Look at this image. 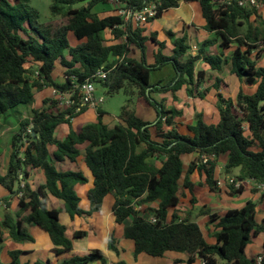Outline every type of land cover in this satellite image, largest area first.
Masks as SVG:
<instances>
[{
	"label": "trees",
	"instance_id": "16d2710c",
	"mask_svg": "<svg viewBox=\"0 0 264 264\" xmlns=\"http://www.w3.org/2000/svg\"><path fill=\"white\" fill-rule=\"evenodd\" d=\"M108 1L53 0L52 14L68 18L66 25L53 29L39 22L40 12L30 5V0H0V119L18 106L31 108L12 137L5 174L0 167V187L9 192L0 199L6 208L0 220V250L5 234L15 242H34L26 228L34 225L49 235L55 255L71 252L73 242L61 222V211L48 208V197L61 200L63 210L74 218L100 212L105 198L113 195L116 222L124 226L123 238L134 242L135 259L141 254L164 257L167 252H178L188 256V264L198 259L203 264H264V252L252 258L246 253L253 238L264 232V224L258 222V206L264 203V190L259 189L264 185V0H256L259 7L251 0H113L134 12L155 4L157 13L148 19L149 24L181 2L198 3L206 21L204 29L214 39L202 42L197 55H192L186 35L167 31L173 47L166 54L168 44L158 39V32L146 34V28L135 27L119 15L100 17L95 9ZM107 33L111 39H107ZM70 34L83 42L71 45ZM150 42L157 46L151 64L146 60ZM215 45L221 52L202 58L206 49ZM134 48L141 51L140 59L130 57ZM227 50L230 52L226 55ZM116 57L120 59L115 61ZM200 60L208 64L212 73L195 71ZM57 65L64 68V83L54 79ZM168 65L174 71L173 78L153 82V72ZM113 66L116 67L112 69ZM102 67L110 70L107 78L94 82H101L110 95L124 90L129 96L121 108L119 122L113 126L104 122L105 112L100 108L94 122L74 129L72 119L87 110L76 112V95L74 104L58 113L56 100L49 105L45 99L42 107L33 108L35 96L45 89L71 93ZM225 69L240 83L235 99L221 92L220 75ZM211 80V87L205 88L204 83ZM183 88L188 97L200 99L214 89L219 122L207 124L198 114L195 125L182 127L177 118L183 112L168 109L165 100H158L156 95L170 93L177 98L175 94ZM139 98L155 110L154 122L137 115L133 102ZM62 125L69 130L59 139L56 132ZM195 153L198 156L184 173L182 157ZM82 154L94 177V187L87 194L88 210L82 207L76 190L78 185H86L88 178L81 170L65 169L67 163L79 166ZM222 156H227L223 175L228 194H243L250 180L256 184L253 192L260 193V197L223 215L202 207L198 215L208 216V225L214 227L211 236L215 243H209L193 219L197 197L191 175L198 172L205 177L199 186L219 192L216 170ZM236 169L239 175L233 178ZM31 170L42 171L46 177L37 190L29 183L21 186ZM230 178L235 179L234 183L228 181ZM236 181L241 182L239 187ZM185 190L191 196L187 205L182 201ZM12 197L18 198L16 213L10 210ZM151 216L157 221L151 222ZM84 236L82 231L74 234V238ZM109 249L119 254L114 234L109 237ZM22 254L11 251V261L0 264H30L21 263ZM96 260L108 264L99 249L60 264H90Z\"/></svg>",
	"mask_w": 264,
	"mask_h": 264
},
{
	"label": "crops",
	"instance_id": "0c3cea01",
	"mask_svg": "<svg viewBox=\"0 0 264 264\" xmlns=\"http://www.w3.org/2000/svg\"><path fill=\"white\" fill-rule=\"evenodd\" d=\"M262 13L264 14V8L262 9ZM111 15H115V13ZM205 24H206V21L202 16L201 7L198 3L181 2L179 7L170 9L169 11L163 14L162 18L154 21L153 23L148 24L149 26L146 29L147 31L145 33L148 34L150 33L149 31H157L159 34L158 39L160 41H166L168 44V49L166 50V54H170V49L173 47L172 41L167 36V31H172L177 36L186 35L188 37L187 43L191 47L192 55H197L199 53V45L206 40L214 38V35L212 33H209L204 29ZM69 41L71 45L76 46V44L74 45L71 43L72 40H71L70 35H69ZM78 42L82 43L83 41H78ZM156 51H157V46L151 42L148 43L146 60L149 64L154 63V53ZM220 52H221V48L218 45H216L213 48H207L205 53L202 54V58L205 55H209L212 53H220ZM229 52L230 51L227 50L225 51V54L227 55ZM132 54H130V57L137 58V59H140L142 55L140 50H137L133 56ZM195 71L196 72L204 71L208 75L212 73L208 64H206L202 60H200L197 63ZM157 74H158L157 75L158 77L153 82H157L161 80L164 82H167L171 78H173L174 71L172 69V66L168 65L165 68H163L161 71H157ZM220 78L223 79L221 92H223L226 96L234 98L230 94V91H233L234 90L233 88H239L240 83L238 79L235 76L230 75L228 69H225L222 72V74L220 75ZM213 82L214 81L212 80L210 82L209 81L205 82L204 87L205 88L211 87ZM175 96L177 98H174L172 94L168 93V94L156 95V98L158 100L164 99L167 104L168 109L176 108L183 112V115L177 118V121L180 124H182V127H185L187 125H195L197 123L198 114H201L203 116V119L207 124H217L219 122V114L215 107L217 99H216V91L214 89H211V91L207 94V96L204 99L188 97L185 88L178 91L175 94ZM66 97L67 96H62L61 99H65ZM65 102L67 104V99ZM136 112H137V115L145 121L154 122L157 119L156 112L151 109V106L146 101L140 98L137 99ZM96 113L97 112L92 109H87L85 112H83L76 118H73L72 124H73L74 129H79L82 126H84L86 122H84L83 120H85L86 118H89V122H94L97 116ZM104 122L110 125V123L116 124L117 122H119V120L117 119L114 122L113 121L107 122L104 120ZM59 129H61L60 134L58 133ZM68 130L69 128L67 125H62L57 129L56 135L58 136L59 139H63L68 133ZM197 156L198 154L195 153V154L184 155L182 157L184 161V173H186L189 164ZM83 158H84V154H82L79 158V163H78L79 166L72 164V163H67L65 165V169L74 170V171L81 170L83 171L85 176L88 178V183L86 185H78L76 187L77 193L82 199V202H81L82 207L85 210H88L90 209V203L88 201L87 194H88V191L94 187V177L91 171L87 168L86 164L84 163ZM185 158L189 160L188 161L189 163L186 169H185ZM226 159H227V156H222L220 158V162L216 170L217 181H222L223 183L226 182V178L223 175V168L225 166ZM221 164H223L222 167L220 166ZM7 167H8V162L6 164V169ZM6 169L4 172L2 171L1 172L5 174ZM221 174L224 176L223 179L221 178ZM235 174L239 175L238 169L232 172L233 178H235L234 176ZM191 180L195 184L194 193L197 197V203L194 208L195 216L193 217V219L198 224L199 222L197 221V218H200V217L206 218V224H208V216L198 215L199 210L205 206L211 210L212 208L211 206L217 204L215 200L212 201V198L209 202V205H206L207 203L200 202V198H201L200 192L202 188H204V190H207V192L211 194L213 197L217 196L218 198H220L223 195L224 196L227 195L230 198H234L235 199L234 201H237V203L235 204H239L238 206L234 208H238V209L242 208L248 200L258 201L260 197V193L253 192V189H252L253 187L250 186V183L253 181H250V180L246 181V184L248 187L247 190L243 194L239 196H235V197H232L228 194L229 191L226 187L227 184H224L221 187H219V192L217 193L211 192L208 186H205V185L199 186L198 183L204 182L205 177L200 176L198 172H194L191 175ZM45 182H46V177L44 173L39 170H35V171L31 170L28 180L22 181V183L24 184L29 183L30 187L33 190H37L38 187L44 184ZM218 193H221V194H218ZM185 194L186 195L183 197L182 201L185 205H187L189 204V199L191 196H190L189 191L187 190H185ZM8 195H9V192L5 190L4 188L0 187V199H3L7 197ZM107 200L111 201V203L108 206L105 205ZM114 202H115V199L113 195H108L104 200L103 207L100 212L94 213L90 216L83 215V216H75L74 218H72L69 214H67L63 210V202L61 200L54 198L52 196H49L48 199L46 200L47 206L49 209H59L61 211V214H60L61 222L67 228V236L70 239H72L73 250L71 252H68V253H65L59 256L55 255L52 252L54 245L49 235L43 230H41L40 228H38L37 226L26 225L28 232L34 237L35 241L19 243V242L13 241L9 237L8 234H5L4 242L2 243L1 250H0V261L3 263L10 262L11 261L10 252L19 250L23 252V254L20 257L21 263L34 264L35 262H42L45 264H60L63 260L71 258L75 255H86L92 250L99 249L104 253V256L106 257L108 264H114L119 261H125L127 264H163V263L165 264H188L187 263L188 256L186 254L178 253V252H167L164 257H154V258L148 257L149 255L147 254H141L139 255L137 259H135L134 258V250H135L134 242L123 238L124 226L116 222L115 215L113 212ZM2 203L4 202L0 201V206L2 205ZM10 203H11L10 210L13 213H16L19 209L18 198L12 197V199L10 200ZM152 206L156 207V204H153ZM260 208L261 209L264 208V203L258 206V212ZM229 209H232V208H229ZM229 209L224 210L222 212H218L214 209L211 211L213 213H218L220 215H223ZM4 212L0 211V220L3 219ZM172 212L173 210H171L170 214ZM259 218H261L262 220L264 218V215L258 213V222L260 223ZM169 219H170V216H169ZM208 226L210 228L209 234L210 233L213 234L214 227L212 225H208ZM79 231L85 232L86 236H84L83 238H74L75 232H79ZM111 234H114L117 239V248L119 250V254L109 249V237ZM263 236H264V232L261 233L257 238H255L254 239L255 241L252 242L248 246L246 250L248 257L250 258L256 257L257 255L264 252V249H263L264 237ZM208 242L215 243V240L213 242H210V241ZM90 264H102V262L99 260H96V261L91 262ZM194 264H203V261L201 259H198ZM220 264H224V262L222 263L220 262Z\"/></svg>",
	"mask_w": 264,
	"mask_h": 264
},
{
	"label": "rangeland",
	"instance_id": "374dc122",
	"mask_svg": "<svg viewBox=\"0 0 264 264\" xmlns=\"http://www.w3.org/2000/svg\"><path fill=\"white\" fill-rule=\"evenodd\" d=\"M53 4V0H30V5L37 9L40 12V20L39 22L41 24H48L50 25L53 29L56 27H61L64 26L68 23V18L64 17V16H55L52 14L51 12V6ZM80 6V5H79ZM123 9L122 4H120L119 2L116 1H112L109 0L107 3H103L100 4L96 7L95 11L100 14V17H105L108 15H111L113 13H117L118 10ZM149 25L146 26V29L148 28ZM151 32H157V31H149ZM149 34V33H148ZM159 35V34H158ZM71 37V43L72 44H76L78 45L81 42H78L74 39V36L72 34H70ZM107 39H111L110 38V34L107 33L106 34ZM214 39V38H213ZM216 46V45H215ZM213 46V47H215ZM210 47V48H213ZM135 49V48H134ZM138 49H135V52ZM134 53L132 54V56L134 55ZM147 54V52H146ZM201 65V63H200ZM32 66V64H28V67ZM157 72H153L152 74V81H154L158 76H157ZM54 79L56 80L57 83H64L65 81V76H64V68H62L60 65H57L55 73H54ZM95 88H96V95L98 97H101L104 99V103L102 104V109L105 112L104 115V120L107 122H114L118 119V116L121 112V108L126 104V102L129 99V96L124 92V90H121L120 92H118L115 95H110L107 91V89L102 85L101 82H96L95 83ZM234 89V90H233ZM230 91V94L236 98L237 92H238V88H233ZM160 95V94H159ZM66 96V95H65ZM68 96L65 99H61L59 98L55 92L54 89L52 88H47L45 89L42 93L37 94L35 96L34 102H33V108H40L43 106L42 101L43 100H48L49 101V105H52L53 102L52 100H56L58 102L57 104V108L56 112L58 113L59 111H63L65 110L67 107L66 104V99L68 100ZM137 106V99L134 100L133 102V107L136 109ZM152 110H154L151 107ZM155 111V110H154ZM31 113V108L29 107H25L24 105L22 106H18L10 111H8L4 117H2L0 119V167H1V171L4 172L6 169V164L8 162L9 159V155L11 153V140L12 137L14 135V133L18 130L19 128V123L22 119H24V117H28ZM97 114V113H96ZM86 123H89V118H86L85 120H83ZM115 123H110L111 126H113ZM109 125V124H108ZM61 129L58 130V133L60 134ZM225 159V158H224ZM223 159V160H224ZM189 160L187 158H185V169L187 168L188 162ZM221 167L223 166V164L220 165ZM235 178L238 177L237 174L234 175ZM221 178L223 179L224 176L221 174ZM255 183L251 182L250 186L251 187H255ZM227 193V192H226ZM221 194V193H218ZM217 194V195H218ZM200 202L201 203H207L206 205H209V202L212 198V201L215 200V202L217 203L216 205L211 206V210H216L218 212H222L224 210H227L229 208H234L236 206H238L239 204H235L237 203V201H234V198H230L227 195L226 196H221L220 198H218L217 196L213 197L211 194H209L207 192V190H204V188L201 189L200 192ZM231 202V204H230ZM111 203L110 200L106 201L105 205H109ZM235 204V205H234ZM5 204L2 203V205L0 206V211L4 212L5 211ZM201 207V206H199ZM141 212H144V208L141 207ZM259 213L264 215V208H260L259 209ZM197 221L199 222L201 229L205 235V237L207 238L208 241L213 242V238H212V234H209V226L208 224H206V218L204 217H200L197 218ZM260 223L262 222V224H264V218L261 220V218H259ZM264 237V236H263ZM254 238L252 240V242H254ZM251 251V250H249ZM148 257H152V256H148ZM154 258V257H152ZM222 263V261H220ZM165 264V263H163Z\"/></svg>",
	"mask_w": 264,
	"mask_h": 264
},
{
	"label": "built area",
	"instance_id": "2783aa9c",
	"mask_svg": "<svg viewBox=\"0 0 264 264\" xmlns=\"http://www.w3.org/2000/svg\"><path fill=\"white\" fill-rule=\"evenodd\" d=\"M113 1V0H112ZM251 3L254 5H257L256 0H251ZM243 4V3H241ZM259 7V5H257ZM156 5L151 4L141 11H131L129 9H121L118 10L116 15L122 16L125 18L126 21H131L135 27H146L149 22L148 19L152 18L156 15ZM119 57L115 58L116 60H119ZM123 59V58H121ZM116 66H113L112 69H114ZM110 70H106L104 67L99 69L92 78L87 79L84 83L76 85L75 90L68 94H58L56 90H54L55 94L58 95L59 98L62 96H68L67 100V106H71L74 104L73 96H77L79 99V105L76 109V112H80L82 108L86 109H92L94 111H98L102 107V104L104 103V99L101 97H98L96 95V88H95V82L94 79L97 80H105L108 76V73ZM207 157L204 156V161L206 162ZM227 181V180H226ZM230 183H234L235 179L230 178L228 179ZM227 184V182L218 181V187H221L222 185ZM241 185L240 181H236L235 186L239 187ZM22 187L25 186L24 183L21 184ZM228 191L229 188L226 186ZM259 189L264 190V185H260ZM21 195V194H20ZM151 222H156L157 219L154 216L150 217ZM261 262V259H258V263Z\"/></svg>",
	"mask_w": 264,
	"mask_h": 264
}]
</instances>
